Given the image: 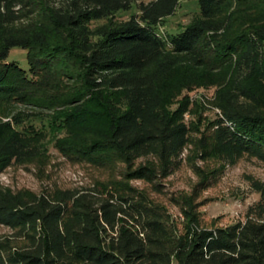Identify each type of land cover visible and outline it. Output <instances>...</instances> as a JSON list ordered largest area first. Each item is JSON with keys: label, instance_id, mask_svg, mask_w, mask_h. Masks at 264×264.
Returning a JSON list of instances; mask_svg holds the SVG:
<instances>
[{"label": "trees", "instance_id": "obj_1", "mask_svg": "<svg viewBox=\"0 0 264 264\" xmlns=\"http://www.w3.org/2000/svg\"><path fill=\"white\" fill-rule=\"evenodd\" d=\"M181 1L0 0V116L13 120L0 122V174L40 152L17 129L24 124L18 106H73L64 117H48L74 128L77 144L67 156L98 168H134L151 156L158 166L141 165L127 176L150 183L170 176L192 130L168 108L166 82L177 67L202 68L211 59L234 67L211 133L214 153L264 163V96L256 85L264 83V0H197L189 25L162 31ZM17 5L29 9L16 13ZM134 7L130 18L116 19ZM16 48L27 51L28 70L9 61ZM67 82L76 85L61 94ZM92 101L98 117L90 121ZM87 134L93 141L81 140ZM253 187L260 195L250 210L255 220L207 229L182 207L188 223L180 235L132 188L122 197L107 187L111 200L119 196L117 206L72 192L26 199L0 191V224L25 233L33 246L11 253L0 243V264H264V183Z\"/></svg>", "mask_w": 264, "mask_h": 264}, {"label": "rangeland", "instance_id": "obj_2", "mask_svg": "<svg viewBox=\"0 0 264 264\" xmlns=\"http://www.w3.org/2000/svg\"><path fill=\"white\" fill-rule=\"evenodd\" d=\"M26 9L29 7L23 5L14 8L16 13ZM198 11L197 0H182L175 15L165 20L162 31L168 34L182 31ZM134 13L136 7L129 12L118 13L116 19L125 20ZM9 61H16L21 68L29 69L26 50H11ZM233 75V65H225L219 59H211V63L202 68L183 64L172 72L166 82L167 106L171 111L182 114L183 121L192 130L191 142L173 173L166 178L159 176L154 183L127 176L128 172L141 165L158 166L157 160L151 156L139 159L134 168L122 164L98 168L76 159L75 154L67 156V148L74 141L77 144L74 128L50 123L48 117L54 114H59L58 119L64 117L74 110L73 106L56 109L18 106L17 109L23 111L24 124L17 129L28 134L27 138L39 147L40 152L36 157L14 164L1 173L0 191L26 199L42 196L54 199L59 192H72L100 203L111 200L107 187L115 194L114 187H117L122 197L135 193L130 191L132 188L161 208L164 220L177 235L185 232L188 223L182 207L198 213L201 226L207 229L255 220V216H250V210L259 202L260 195L255 191L253 182L264 183V163L248 155L229 160L214 153L211 145L213 126L222 116L220 98L230 86ZM67 85L63 83L61 94L76 83L67 82ZM256 85L261 91L260 95L264 96V83ZM89 109L95 113L91 121L93 117H98V108L92 101ZM1 121L13 123V120L0 116ZM99 125L103 127L104 123L99 122ZM86 138L89 141L94 139L87 134L81 140ZM117 197L111 200L116 206L121 204ZM119 217L124 215L119 214ZM0 243L11 253L33 248L29 236L1 224Z\"/></svg>", "mask_w": 264, "mask_h": 264}]
</instances>
